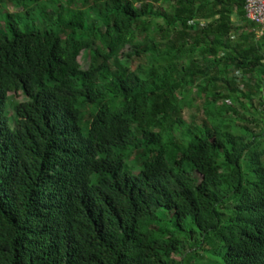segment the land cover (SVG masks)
Here are the masks:
<instances>
[{"label":"trees","instance_id":"trees-1","mask_svg":"<svg viewBox=\"0 0 264 264\" xmlns=\"http://www.w3.org/2000/svg\"><path fill=\"white\" fill-rule=\"evenodd\" d=\"M44 1L49 28L10 13L0 29V264H191L211 250L191 224L221 264H264V125L236 108L258 97L264 114L246 0ZM186 88L203 127L183 129Z\"/></svg>","mask_w":264,"mask_h":264},{"label":"rangeland","instance_id":"rangeland-1","mask_svg":"<svg viewBox=\"0 0 264 264\" xmlns=\"http://www.w3.org/2000/svg\"><path fill=\"white\" fill-rule=\"evenodd\" d=\"M45 3L46 1L44 0L40 2L39 5L36 6V9L33 11V14L31 13L30 15H28L26 9L22 7H18L17 5L11 2H2L0 4V29H4L5 28L4 26H8V18H9L8 15L10 13H13V18H15L18 21V24L21 28H25L27 26H34V25L38 27H48L49 28L50 27L49 23L45 24L43 22V16H42V12L44 10L43 7ZM46 7H48L47 8L48 13L51 12L52 9H54V6L51 5L50 3H47ZM162 7H165L167 8L168 11H171V7L169 3L167 4V3L162 2ZM72 8H75V6H72ZM234 19L236 22H239L238 19H236V17H234ZM79 60L83 67H87L89 59L86 53H82L79 57ZM242 76L243 75H241V78ZM239 82L245 88L241 79ZM195 94H196V88L194 89L186 88V90L183 91L182 93L184 97L182 98V101L185 100V104H186V107L182 115L187 123L186 127L183 128L184 130H187L190 127H192L193 123H194L193 124L194 126L203 127L201 120L204 121V119L206 118L205 113L203 109L201 108L204 99L196 97ZM8 95H9L8 99L6 100V114L8 116L10 127L14 128V118H15L14 105L16 102L25 100V96L22 91H10ZM247 102H248V99L242 98L240 102L236 103V108L238 111L246 113L251 119H254L252 120V123L249 122V124L256 131H260V127L262 128L264 125L262 122V116L264 117V114H262L261 116L260 112L258 111V109L261 110L262 108L261 105L259 104V98L256 97V99L254 100V107L251 106L249 110L247 109V105H248ZM228 104L231 105V101H228ZM252 113H255V114H252ZM230 115L233 116V113H231ZM210 121L211 119L209 118L208 122L211 123ZM224 121L225 123L228 124L230 123V118L225 117ZM194 132L196 134L200 133L198 130H195ZM189 140H190V136L185 138V141H189ZM133 155L134 154L132 153L130 159L133 158ZM131 162H132L131 160L130 162L128 160V165H131L132 164ZM243 166H244L245 171L248 172L245 161L243 162ZM186 230H189L190 233L188 234L194 237V239H190L191 242L198 241V245L200 248H201L200 245H205L206 248L211 249V250H204V251L200 250L199 254H197L196 249L189 250L188 256L192 255L193 257L190 258V261L188 263H191V264H221L222 253L226 250V248L224 247L223 243L220 240L214 238L211 234L206 235V236L202 235L201 230L196 225H192V224L188 225L186 226ZM192 230H195L196 233H192L191 232ZM188 234L186 233V231L182 232L183 237H187ZM188 256H182V257L185 259V261H187Z\"/></svg>","mask_w":264,"mask_h":264},{"label":"built area","instance_id":"built-area-1","mask_svg":"<svg viewBox=\"0 0 264 264\" xmlns=\"http://www.w3.org/2000/svg\"><path fill=\"white\" fill-rule=\"evenodd\" d=\"M245 14L248 20L264 28V0H246Z\"/></svg>","mask_w":264,"mask_h":264}]
</instances>
